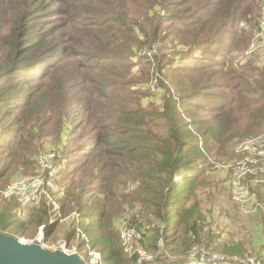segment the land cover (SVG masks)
<instances>
[{"label": "trees", "instance_id": "trees-1", "mask_svg": "<svg viewBox=\"0 0 264 264\" xmlns=\"http://www.w3.org/2000/svg\"><path fill=\"white\" fill-rule=\"evenodd\" d=\"M136 1L140 6L141 0H14L11 6L6 5L4 1L0 2V50L5 47L3 55H0V114L9 116L7 121L11 124L3 125L0 133V142L2 141L0 157L5 151L1 149H9L8 153L1 158L0 184L12 167L27 168L35 165L36 161L32 160L31 154L33 139L37 136L29 134L31 141L19 148L18 146L24 141L19 138L13 141L9 138L18 132L19 134L22 132L23 135L24 128L26 130L30 121L26 114L31 106H35L31 113L35 118L32 120L38 125L40 133H43L46 128L59 133L66 129L68 121L71 124L63 139V146L59 148L66 162L62 181L66 184L65 192L69 197V201L67 197L59 200L60 212L62 214H70L74 211L79 213V222L78 218L76 221L80 226H85V230L90 234V242L93 246L102 244V251L108 252V256L104 257L106 264H126L128 259L119 231L114 225L113 214L118 213L115 207L122 202L113 189V184L120 180L122 175L131 176L128 174L130 172L140 185L133 188L130 195L121 193L120 196L124 201L138 200L156 210V217L165 226V235L161 237L165 245L176 248L178 254L187 255L193 253V248L203 246L202 240L206 235L208 247L214 244L216 251L243 259L252 250L246 248L244 243L233 240L224 245L217 244L220 234L206 230V221L201 211L199 213L196 209L190 210L186 207L187 197L196 186L193 178L206 171L203 166L188 165L180 168L182 180L173 188L169 187L166 200L159 201L162 198L161 195L153 190L154 194L146 195L140 188L147 176L146 166L150 167V178L157 180L156 183H158L160 174H167L169 167L182 164L184 161L182 156L187 150L198 149V142L190 143L184 139L187 125L184 119L198 107L207 108L215 113L210 116V119L201 118L195 123L207 126L206 147L212 140L223 148L233 139V134L238 133L237 126L241 116L247 117L248 127L245 133L248 135L264 127V102L252 99L246 94L241 96V93H237L236 96L228 95L226 91L211 93L212 88L224 86L221 80H215L199 87L177 86V94L168 89L167 92L170 94L165 96V103L158 110L157 107H154V111H150L149 108L140 105L135 108L127 104L126 107L130 108L118 111L116 114L101 111V99L113 102L116 100L113 92L110 94L108 91L116 84L113 81L114 77H118L112 70L114 65L124 64V57L111 55L116 51L108 48L110 33L115 24H121L127 29L131 39L136 38L138 33L127 18L129 11L133 16L136 15L131 4ZM194 1L196 0H162L159 3V0H156L157 4L162 5V9L154 32L149 36L143 25H140L139 29L147 38L146 42L148 39H151L150 43L156 41L162 22L166 19H174L176 11L184 8L188 2L187 8L199 4ZM260 3L263 4L259 5ZM203 5L200 14L193 15L197 18L190 17L191 21L188 23L181 18L189 16L176 15L177 20L181 19L177 21L179 27L192 26L206 30L216 35L215 42H218L221 32L222 35L224 33V28L235 25V21L232 20L239 15L250 21L252 17H258L264 0H206ZM139 8L143 9V7ZM147 8H151V5ZM205 14H209L213 20L222 21L220 29L215 25L216 21L203 22L198 19ZM48 16H50V23H55L57 20L59 22L49 26ZM260 17L264 18V11ZM237 36L238 31L235 29L231 37ZM103 53L109 55L105 56ZM157 59H159L158 55ZM147 60L152 62L151 59L147 58ZM172 64L175 70H203L222 68L226 62L225 60L223 63H216L214 60L201 62L197 59L192 62L187 60L183 64L177 62ZM65 66H71L74 71L56 72L59 67L61 69ZM50 67H55V82L51 85L53 87L51 93L43 90L44 83L34 87L29 86L31 82L39 79L38 76L47 75L49 71H42ZM76 76L83 77L82 87ZM52 77L53 75L50 76ZM261 79L264 81V73ZM243 85L248 86L249 83ZM260 88L264 91V85ZM236 97H239V105L234 108L231 105L237 101ZM230 103L231 105L228 106ZM2 115L1 119L4 118ZM89 122H94L95 125L88 128ZM165 122L168 125V132L154 129V126L164 127ZM18 125L22 126L18 127ZM90 133L93 135L87 142L78 147L74 145L76 141H80ZM15 142L18 143L12 150L14 147L12 143ZM129 165L135 171L131 170ZM86 168L88 170L83 172L84 178L91 177L97 179L99 183L81 189L76 197H72L70 185ZM194 169L196 171H193ZM258 189L264 190L262 182H259ZM98 190H101L104 196L94 204L91 192ZM145 200L148 201L145 202ZM3 204L6 205V200L1 198L0 232L6 235L17 238L20 232L26 234L30 228L35 231L45 225V233L48 236L52 228L58 225L57 222L50 223L51 214L47 202L33 213L28 221L18 219L15 213L17 206L14 205V208H11ZM200 210H202L201 207ZM172 214L177 218L176 221L172 220ZM261 216L260 220H256L257 225L259 223L264 225V213ZM172 223H174L172 225L174 233L170 234L169 228ZM74 233V229L68 231L65 239L70 242L74 238ZM149 233L150 231H141L143 238L148 237ZM158 240L150 244V248L154 251L157 250ZM197 255L200 260L205 259L203 252ZM254 256L264 262V253ZM136 258L131 257L128 261H135ZM180 263L184 262L177 260L175 264Z\"/></svg>", "mask_w": 264, "mask_h": 264}, {"label": "rangeland", "instance_id": "rangeland-1", "mask_svg": "<svg viewBox=\"0 0 264 264\" xmlns=\"http://www.w3.org/2000/svg\"><path fill=\"white\" fill-rule=\"evenodd\" d=\"M2 1L8 6L14 4V0H0V2ZM160 2H162V0H159V3ZM194 2L199 4L187 8L189 6L188 2L184 8L176 11L173 16L174 19L164 20L161 24L159 36L153 43H150L151 39H148V42H146L147 38L144 37V34L141 33L139 29L141 28L140 25H143L148 35H152L156 23H158V16L162 9V5L157 4L156 0H141L140 6L137 1L131 3L136 11V15L133 16L129 11L127 18L131 26L138 33V35H136L137 40L136 38L131 39L127 29L121 24L114 25L110 33V47L108 48L116 51L115 54L111 55H121L124 57L123 60L125 65H114L115 67L112 72L116 73L118 77H114L113 81H115L116 84L111 86L108 91L110 94L113 92V97L116 98V100L113 102L108 99H101V111L116 114L118 111L120 112L121 110L130 108L126 107L127 104L135 108L140 105L149 108L150 111H154V107H157L158 110L164 105L165 96L170 94L167 92L168 89L174 94H177V86L184 88L199 87L215 80H221L224 86L223 88H212L211 93L226 91L228 95L231 94L235 96L238 95L237 93H241V96L246 94L252 99H259L261 102H264V91L260 88L264 85V81L261 79L262 73H264V38L256 39V34L259 32V23L261 21L260 15L264 11V5L259 11L258 17L251 18L252 21L246 17L241 18V15L235 18V20H232L235 21V25L233 24L232 27H225L223 35L221 32L218 42H215L216 35H212V33L206 30H200V28L192 26L179 27L177 21L183 19L184 22H190V17L200 14V10L204 6L203 4L206 0H196ZM261 4L263 3L259 5ZM148 5H151V8H147ZM139 7H143V9L140 10ZM40 13L43 15L42 12ZM180 14H183L184 17H189L177 20L176 15ZM198 19H201L203 22L216 21L215 25L218 26L219 29L222 23L220 20H213L209 14H205ZM47 21L49 22V26L59 22V20H57L55 23H50V16L47 17ZM230 23L229 21V24ZM235 29L238 31V36L236 38L231 37ZM255 41L257 45L260 44L261 46L256 47L253 51L251 45ZM4 50L5 47L0 50L1 56ZM103 54L105 56L109 55L107 53ZM157 55L159 59H157ZM147 58L151 59L152 62H148ZM197 59L201 62L204 60L206 62L214 60L216 63H223L225 60L226 65L222 68L215 67L203 70H175L172 64L173 62L183 64V62L187 60L192 62ZM215 70H218V72H215ZM47 71H49L47 75L43 77H41L42 75L38 76L39 79L35 82H31L29 86L34 87L44 83L42 84L43 90L51 93V91H53L51 85L55 82V67L46 68L42 72ZM62 71L73 72L74 68L65 66L60 69L59 67L56 72L62 73ZM52 75L53 77L50 78ZM76 77L78 78L80 87H82L83 77ZM37 81L40 82L36 83ZM247 82L249 83L248 86L243 85ZM196 83L197 85H195ZM236 100V102L232 105L230 103L228 106L237 107L239 105V97H236ZM34 107L35 106H31V109L26 114L30 121L27 124L26 130L24 128L23 135L22 132L21 134L18 132V134H12L9 138L13 139V141H16L18 138L24 141L18 146L19 148L25 145L26 142L31 141L29 134L37 136L33 139V152L32 154L29 153L31 154L32 160L36 161L34 162L35 165L27 168L12 167L7 173L6 178H4V181L0 184V199H5L6 205H9L11 208H14V205L17 206L15 213L20 221H28L30 216L41 209L42 205L47 201L42 199L37 204L23 205L12 196L6 197L4 191L17 177H33L37 175L39 172L38 159L40 155L51 149L59 150V148L63 146V139L68 133V127L71 126L68 121L66 129L59 133L57 131L53 132L50 128H46L43 133H40L38 125L32 120L35 118L31 114L34 111ZM1 115L2 114H0V116ZM211 115H215V113L207 108L198 107L192 114L186 116L184 121L187 125L184 139L188 140L190 143L198 142V149L187 150L182 156V159H184L182 164L169 167V173L167 174H160L161 178L158 183H156L157 180L150 178V167L146 166L147 176L140 190L145 192L146 195H152L154 194L153 191H155L162 196L159 201L166 200L169 187L173 188L174 185H178L182 180V174L179 173L180 168H184L188 165L203 166L206 171L193 178L195 179L196 186L187 197L186 207L190 210L196 209L199 213L201 211L206 221V230H210L211 233L220 234V239L216 242L217 244L224 245V243L233 240L235 242L244 243L246 248L252 250V252L243 259L236 256H229L238 260L241 264H246L248 258L264 253V225L260 223L257 225V221L260 220L259 217H262L261 215L264 213L262 212L264 211V190L262 189L260 191L258 189L259 177L252 178L251 176H247L241 179V185L243 184L246 189H248L249 193L255 196V204L241 202L233 188V179L235 178L232 177L233 173L231 172V168L236 162L242 159L244 150L241 149V146L243 144L249 142V140L253 142L264 141V127L248 135L245 133L248 127L247 117L241 116V121L239 126H237L238 133L233 134V139L231 141H228L223 148H221L222 145L215 144L211 140L207 143L206 147L205 139L207 135L205 133L208 131L207 126L204 124L197 125L195 123L201 118L210 119ZM2 116H4V118L1 119L0 117V133L3 125H11L10 121H7L9 116ZM89 124L88 128H90L91 125H95L94 122H89ZM21 126L22 125H18V127ZM154 129L168 132V125L165 122L164 127L154 126ZM93 133L85 135L80 141H76L74 145L78 147L87 142L92 137ZM251 138H253V140H251ZM17 143L18 142L12 143V146H14L12 150L16 148L15 145ZM1 150L5 151L2 152L0 163H2V156L7 154L9 149ZM128 167L135 171L131 165ZM85 170H88V168L83 169L70 185L72 187V197H76L81 192V189L99 183L97 179L91 177L84 178L83 172ZM193 171L196 170L194 169ZM63 174L61 175V181ZM128 174L131 176L122 175L119 178L120 180L113 184V189L122 202V204L119 202L115 207L118 213L116 215L113 214L114 225L119 231L124 251L127 253L128 259L137 257L135 261L133 260L131 262L127 259L126 264H175L177 260L190 264H214L216 260L213 259V257L200 260L198 255H195L196 247L193 248V253L183 255L178 254L176 248L164 244L161 237L165 235V226L156 217V210L153 207L146 206L138 200L124 201L120 196L121 193L130 195L133 191L132 189L140 185V183L132 177V172ZM62 183L65 184L63 181ZM91 196L93 197V203L96 204L98 199L103 198L104 194L101 190H98L96 192H91ZM259 196L261 198H259ZM64 197H67V194L65 191H62L56 198L60 209L61 204L59 200ZM67 198L69 201V197ZM260 199H263L262 202ZM147 201L148 200H145V202ZM93 203H91V205H93ZM3 205L6 206L5 204ZM246 205H249V209L244 210L242 207ZM47 207L51 214L50 223H58L56 228H52V232L48 236H46L45 233V225L40 226L35 231L33 228H30L26 231V234L20 232L19 235H17L18 239L25 243H35L38 241L40 232L43 231L45 238L40 241V243L44 244L47 249L55 250V245H57L60 240L65 239V234L68 231L74 229V238L69 242V247H78L86 264L96 262H98L97 264H106L104 257L108 256V252L102 251V244H94L93 246V243L90 242V234L85 230V226H80L76 221V218L79 216L77 211L70 214H62L59 210V214H57L58 212H55V210L53 211V206L50 207L48 202ZM200 207L202 210H200ZM172 216V220L176 221L177 218L174 214H172ZM190 220L192 222L193 217ZM173 224L174 223L170 224V234L174 233L172 230ZM142 230L150 231L149 236L143 238L141 235ZM155 240H158L156 251L150 248V244ZM207 242L208 240L205 235L202 240L203 246H198L202 248L206 254H226L221 251H216L214 244L208 247ZM261 264H264V262Z\"/></svg>", "mask_w": 264, "mask_h": 264}, {"label": "built area", "instance_id": "built-area-1", "mask_svg": "<svg viewBox=\"0 0 264 264\" xmlns=\"http://www.w3.org/2000/svg\"><path fill=\"white\" fill-rule=\"evenodd\" d=\"M258 29L259 32L256 34V39L264 38V18L261 19ZM258 46L261 45H257V42L255 41L252 43L251 49L254 51ZM251 140H253V138H251ZM241 149L244 150V153H242V159L236 162L231 168V172L233 173L232 177L235 178L233 179V188L241 202H249L254 205L255 196L251 195L243 184V186L241 185V179H244L247 176H251L253 178L259 177V182L264 184V141L253 142L249 140V142L241 146ZM38 164L39 172L37 175L33 177H17L6 188L4 195L6 197H14L23 205L37 204L44 199L51 207L53 206V211L55 210V212H58L57 214H59L60 207L58 206L56 198L62 191H65L66 188V184H63L61 181V175L66 170V162L62 156V152L58 149L48 150L44 154L40 155ZM242 208L244 210L249 209V205L243 206ZM77 218V221L79 222V217ZM44 238L45 235L43 231H41L38 241L40 242L44 240ZM42 246L45 247L44 244H42ZM69 246L70 244L68 240L62 239L57 245H55L54 249H62L64 252L69 254H77L83 259V255H81L78 247L70 248ZM195 249V255L203 252L206 259L213 257V259L216 260L214 264H241L238 260L224 254H206V252L198 246ZM247 260L246 264L262 263L261 260L255 257H250ZM97 263L98 262L92 264Z\"/></svg>", "mask_w": 264, "mask_h": 264}, {"label": "water", "instance_id": "water-1", "mask_svg": "<svg viewBox=\"0 0 264 264\" xmlns=\"http://www.w3.org/2000/svg\"><path fill=\"white\" fill-rule=\"evenodd\" d=\"M0 264H86L77 254L62 249L50 250L37 241L22 240L0 232ZM190 264V263H180Z\"/></svg>", "mask_w": 264, "mask_h": 264}]
</instances>
